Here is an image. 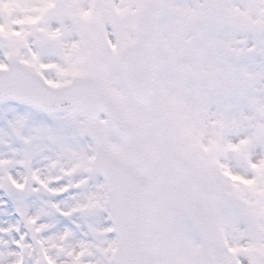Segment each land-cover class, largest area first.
<instances>
[{"label":"snow or ice","instance_id":"snow-or-ice-1","mask_svg":"<svg viewBox=\"0 0 264 264\" xmlns=\"http://www.w3.org/2000/svg\"><path fill=\"white\" fill-rule=\"evenodd\" d=\"M0 264H264V0H0Z\"/></svg>","mask_w":264,"mask_h":264}]
</instances>
